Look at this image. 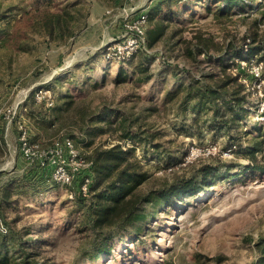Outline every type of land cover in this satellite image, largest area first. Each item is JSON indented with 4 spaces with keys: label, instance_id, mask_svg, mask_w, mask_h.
<instances>
[{
    "label": "rangeland",
    "instance_id": "1",
    "mask_svg": "<svg viewBox=\"0 0 264 264\" xmlns=\"http://www.w3.org/2000/svg\"><path fill=\"white\" fill-rule=\"evenodd\" d=\"M135 4L158 13L155 19L168 13L167 19L147 23L151 30L165 26L162 37L149 47L145 43L147 66L136 58L119 62L107 55L132 16L118 13L117 0H0V221L6 230L0 231V254L5 264H257L264 250V170L248 164L249 150L258 144L256 164L264 166V84L256 87L249 68L253 60L264 62V51L230 59L222 50L244 37L254 38L253 45L264 41V0L252 2L253 9L239 2L220 4L223 10L213 0ZM56 13L62 16L61 30L50 38L43 23ZM235 73L242 74L238 81L249 110L226 129L210 120V111L192 108L186 83ZM54 106H62L56 120L50 115ZM113 111L110 126L91 120ZM121 119L124 128L140 133L139 140L121 137ZM101 126L105 132L95 130ZM23 133L34 145L32 164L23 155ZM62 137L91 162L95 146L118 143L131 150L138 170L147 173L139 193L202 165L220 171L190 197L163 208L147 206L151 213L139 234L113 237L110 250L92 258L107 229L88 220L101 186L77 195L80 178L61 184L51 167L39 164L43 151ZM89 175L92 185L91 169Z\"/></svg>",
    "mask_w": 264,
    "mask_h": 264
},
{
    "label": "trees",
    "instance_id": "2",
    "mask_svg": "<svg viewBox=\"0 0 264 264\" xmlns=\"http://www.w3.org/2000/svg\"><path fill=\"white\" fill-rule=\"evenodd\" d=\"M217 3V9L223 10L226 6L232 2H239L242 8L249 7L253 9L252 2L256 0H213ZM225 2V3H224ZM220 4L222 6H220ZM75 3H70V7H73ZM67 8V7H66ZM64 9V8H63ZM157 9V8H156ZM153 9V11H157ZM150 10V9H149ZM64 13H69L64 11ZM158 13L147 14L148 22H158L164 20L168 13L159 15V18L155 19ZM173 14V13H171ZM155 19V20H154ZM167 19V18H166ZM1 20V17H0ZM154 20V21H153ZM62 16L60 14H52L47 17L43 23L46 34L52 38L55 32L61 30L60 22ZM146 23V28H147ZM145 28V41L146 32L151 34V40H148L147 46H151L153 42L162 37L164 33V25L156 24L152 30ZM61 35V33H59ZM58 35V36H59ZM254 38L244 37L239 45H230L227 43L223 48L222 56L229 55L230 59H242L246 56H251L258 51H264V41H261L257 45H253ZM264 56V55H262ZM264 60V57H262ZM138 59L140 65H148L149 53L146 47L132 53L128 57L116 58L110 56L111 61L116 60L119 62H127L133 59ZM225 58V57H224ZM223 60V59H222ZM222 70H225V65H221ZM147 70V67L140 70L143 73ZM241 73H235V75L225 74L221 78H214L208 76L204 81L191 80L186 83V94L193 102V109L210 111L212 113L210 120H219L224 126L223 128L230 129L238 124L239 118L247 114L249 110L247 93L244 92V85L239 82ZM148 78V76L146 77ZM70 96V95H66ZM65 96V97H66ZM62 106L51 107L50 115L52 120H56L55 112L59 111ZM113 113H105L101 117H92V121L100 122L106 121L108 126L114 121L109 117H114ZM264 115V110L261 111ZM97 118V119H96ZM125 119H121L118 127L123 128L121 137L130 140H139L140 133L132 132L124 128ZM105 132L103 127H97L95 130ZM83 131L89 132L88 128H83ZM259 150L258 144L253 145L249 150V157L252 159L249 167H253L258 170H264V166L256 164L255 153ZM131 150L125 149L122 145L115 143L109 147L102 148L95 146L92 151V166L91 171L95 178V182L90 185V189L96 190L99 186L100 189L96 193V199L90 204L91 213H89L88 220L91 221L92 227L107 226V229L102 232L101 242L95 245L94 250L91 252L92 258L100 257L103 251H109L107 242L113 237L125 236L124 234H139L143 221L150 214L146 207L151 206L154 208H163L164 206H170L173 201L181 199L183 197H190L194 195L202 185L205 186V180L209 176L217 174L220 169L218 166L202 165L196 172L190 173L188 176H184L171 181L170 183L163 184L157 188L151 189L145 193H139L136 191L139 185H141L147 178V173L138 170L139 164L130 155ZM169 159V156H166ZM131 229L134 233H131ZM6 258L0 254V264H5ZM257 264H264V250L261 251Z\"/></svg>",
    "mask_w": 264,
    "mask_h": 264
},
{
    "label": "built area",
    "instance_id": "3",
    "mask_svg": "<svg viewBox=\"0 0 264 264\" xmlns=\"http://www.w3.org/2000/svg\"><path fill=\"white\" fill-rule=\"evenodd\" d=\"M117 1L119 2V6L117 7L118 13L121 15L123 14L122 16H124V19H127L130 14H132V16L130 17L129 23H126L127 32L120 41L107 47V55L109 57L124 58L145 47V28L149 9L145 6L141 8L136 7L135 0ZM106 13H112V9L107 10ZM262 68H264V62L257 60L251 61L249 73L254 79L256 87H260L264 84ZM260 110H264V102L261 103ZM21 140L23 155L28 159L29 163L32 164L35 160L34 145L26 141L25 133L22 134ZM43 152L44 153L40 155L39 164L51 167L55 181L70 186L74 183L75 178H80L77 195L85 196L89 193L91 181L89 170L92 162L86 161L78 155L70 138L62 137L56 140L49 149ZM83 170L85 172L81 174ZM70 197H73L72 191ZM0 231H6L1 221Z\"/></svg>",
    "mask_w": 264,
    "mask_h": 264
}]
</instances>
